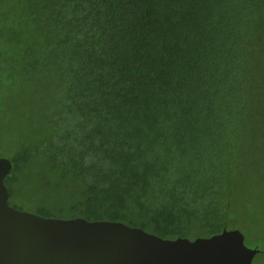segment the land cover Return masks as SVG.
Listing matches in <instances>:
<instances>
[{"label": "trees", "instance_id": "16d2710c", "mask_svg": "<svg viewBox=\"0 0 264 264\" xmlns=\"http://www.w3.org/2000/svg\"><path fill=\"white\" fill-rule=\"evenodd\" d=\"M7 119L12 205L220 233L264 175V0H0Z\"/></svg>", "mask_w": 264, "mask_h": 264}, {"label": "water", "instance_id": "95a60500", "mask_svg": "<svg viewBox=\"0 0 264 264\" xmlns=\"http://www.w3.org/2000/svg\"><path fill=\"white\" fill-rule=\"evenodd\" d=\"M14 163L0 157V264H254L240 229L164 238L123 221L44 216L9 202Z\"/></svg>", "mask_w": 264, "mask_h": 264}, {"label": "rangeland", "instance_id": "374dc122", "mask_svg": "<svg viewBox=\"0 0 264 264\" xmlns=\"http://www.w3.org/2000/svg\"><path fill=\"white\" fill-rule=\"evenodd\" d=\"M33 102L35 103L36 99ZM22 106L23 104L19 102L14 105V110L18 111L16 115L21 113ZM9 122L7 119L0 124L6 125ZM6 144V140L0 139V156L11 155V151L6 149ZM227 227L240 229L245 234V241L249 247L260 248L263 252L255 257L254 264H264V175L260 173L256 164L250 165V169L242 174L239 189L233 198Z\"/></svg>", "mask_w": 264, "mask_h": 264}]
</instances>
